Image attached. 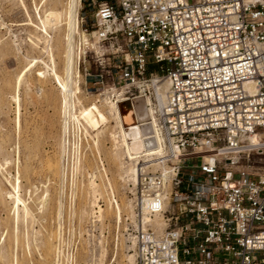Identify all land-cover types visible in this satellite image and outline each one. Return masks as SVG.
I'll return each instance as SVG.
<instances>
[{
	"label": "built area",
	"instance_id": "obj_1",
	"mask_svg": "<svg viewBox=\"0 0 264 264\" xmlns=\"http://www.w3.org/2000/svg\"><path fill=\"white\" fill-rule=\"evenodd\" d=\"M96 16L83 31L119 44L106 91L136 124L159 75L169 82L145 121L164 154L137 162L115 244L133 246L134 264H264V173L242 164L264 155V0H106Z\"/></svg>",
	"mask_w": 264,
	"mask_h": 264
},
{
	"label": "rangeland",
	"instance_id": "obj_2",
	"mask_svg": "<svg viewBox=\"0 0 264 264\" xmlns=\"http://www.w3.org/2000/svg\"><path fill=\"white\" fill-rule=\"evenodd\" d=\"M13 1L0 0V47H6L5 51L0 49V161L3 164L5 161L9 162L3 171L0 170V249L3 252L0 264H12L13 254L18 256V264H54V254L50 260L44 257L46 235L49 233L53 236V248L58 247L62 251V264H134L135 260H130L135 255L133 247L127 248L120 238L118 244H115L116 233H121V223H124V218L132 208L128 192L132 188L128 179L131 173L128 169L134 166L125 154L115 121L110 119L109 123L100 125L96 131L82 119L70 120L64 130L63 95L60 88L51 77L43 80L37 74L39 71L51 73L52 66L48 63L50 61L47 56L34 46L36 30L30 21L38 24V11L41 10L43 14L47 9L56 7L62 11L69 0H24L25 6L19 0L15 4ZM103 1L106 0H97L95 3L93 0H80L79 4L81 34L76 35L75 51L79 57L78 85L81 93L77 94L79 100L73 99L78 114L81 105L95 103L107 111V102L114 101L108 97L110 94L106 90L107 80L110 81L111 75L118 70L116 65L122 55L119 44L100 42L83 31V28H87L89 32L96 30L98 6ZM107 1L114 3L116 0ZM42 59L46 61L49 70L41 62ZM56 64L57 70L62 73L61 56H57ZM157 70L159 67L156 66L149 69ZM159 78L163 79V74ZM78 80L75 76L74 87ZM17 81H21L20 87H17ZM151 93L153 94L152 90ZM16 94L20 99V108L13 99ZM147 96L153 104H157L156 96L149 93ZM142 100L139 106L142 105ZM121 108L132 110L129 103L121 105ZM259 139V135L255 136L252 142L258 143ZM62 144L65 152L64 155L61 153V157H64L61 158V167L65 183L64 187H59L58 179L47 173V160L54 158ZM38 158H41L42 164ZM250 159L249 162L244 160L242 164L250 165L256 173H264V155L251 156ZM18 162L21 164L22 174L21 198L30 205L35 215L30 218L21 216L19 223L14 220L13 200L2 195L3 192L12 191L7 180L14 181ZM48 180H56V185L52 184L50 188L48 210L40 213L41 183ZM39 187L37 197L34 193L35 188ZM112 189L115 196L110 195ZM30 192H33L34 197ZM59 202L63 208L61 229L57 220ZM93 220H99L95 227L92 226ZM155 224L160 231L164 230L162 216ZM25 229L31 235L33 231L41 229L38 241L28 244ZM15 230L19 240L21 239L20 247L16 249L13 241L17 236ZM60 232L62 243L56 241ZM7 253H11L10 260Z\"/></svg>",
	"mask_w": 264,
	"mask_h": 264
},
{
	"label": "bare ground",
	"instance_id": "obj_3",
	"mask_svg": "<svg viewBox=\"0 0 264 264\" xmlns=\"http://www.w3.org/2000/svg\"><path fill=\"white\" fill-rule=\"evenodd\" d=\"M14 2L16 3V0L13 1V3ZM18 2L24 5V0H19ZM58 4H60V2ZM79 4H80V0H69L67 7L63 9L62 11H60V9H58L57 7L54 9L49 8L42 14L40 10L37 12V18L39 20L38 24L31 22L32 20L30 21L31 25H33L36 30L35 31L36 32V38H35L36 43L34 46L38 50H40L41 53L47 56L48 60L50 61L48 63L49 64L51 63V66H52L50 67L51 73H49V71H45V72L39 71L37 74H38V77L43 78V80L45 78L51 77V79H53V81H55V83L60 88V92L63 95L62 118L64 120V124H63L64 130L67 129L68 127L67 125L70 120L78 121L79 119H82L83 121H85L86 124L89 125V127H91V129L96 130V131L97 129L100 128V125L109 123L110 119H113L115 121V124L118 128V136H119L120 142L125 148V154L130 159L129 162L131 164H134L132 168L128 169V172L131 173V175L128 176V179L133 185H136L138 181L137 162L141 159L145 160L146 158H149L151 156L164 154L163 138L157 126L156 125L154 126V124H156L157 115L160 114V112L162 111L166 103L169 82L166 79H160V78L156 79L155 89H156L157 104H153V102L151 101V98L146 96V98L142 100L143 101L142 105L136 107L135 112L138 115V118L142 119L143 123L141 125L143 126L136 124V122H132L134 121V118H132V114L134 113V111L133 110H129V111L122 110L121 104L119 103L120 100H114V101L107 102V111L103 110L102 107H100L99 105L95 103L94 104L92 103L88 106L81 105V108L78 114L75 111V105H74L73 99L76 98L79 100L77 94L81 93L80 86L78 85V82H80V73H79V68L77 65V61L79 57L78 55H76V51H75L76 35L81 34L80 33ZM49 7H53V6H49ZM0 49L2 51H5L6 47H0ZM57 56L59 58L60 56L62 57V61H63V68H62L63 72L62 73L57 70V66H56ZM41 62L44 63L45 66L49 70V66H47L46 61L42 59ZM75 76H77L79 80L76 81V86L74 87ZM20 85H21V81L18 82L17 87H20ZM13 99L17 103L18 108H20V99H19L18 94L14 95ZM147 120H153V123H154L153 126L147 125V123H145V121ZM62 145L60 147V151L54 155V158H49L47 160V170H48L47 173L52 174L55 177L54 179L56 180L58 179L59 187L60 186L64 187L63 185L65 183V174H63V170L61 167V158L63 157V156L61 157V153H63L62 155H64V152H65L64 145L63 146ZM62 159H64V157ZM37 160L39 161L40 164H42L41 158H38ZM8 164L9 162L7 161H5L4 164L0 161V170L3 171L4 166ZM78 165H79V162H77V165H76V172H78L79 170ZM25 167H28V165L25 164ZM7 181H8L7 184L11 187L12 191L3 192L2 195L13 200L12 209L14 210V213H15L14 220L17 223H19L21 216L23 218L34 217L35 215L33 214V211L30 205L21 198L22 174H21L20 162H18L17 175L14 181H12L11 179L10 180L8 179ZM55 182L48 180V182L46 183H41L42 195L40 198L42 200L39 199L41 200V202H39L41 206L40 208H38L40 213H44L46 210H48L47 209L48 204H49L48 197H50L49 195H51L49 194L50 188L52 184H55ZM91 186H93L92 183H91ZM39 190H40V187L37 189L35 188L34 194L36 195L37 193H39ZM60 193H62V191ZM110 195L115 196L114 189L111 190ZM60 198L61 197H59V200ZM58 204L59 205L57 209L58 210L57 220H58V225L61 229L62 219H63V211H62L63 208H62L61 202H59ZM20 206H22V208ZM117 209L120 210L119 205H117ZM118 218H120V216ZM33 232H32L33 234L31 235L29 234L28 229L24 230V235L26 237V241L28 242V244L31 241L33 242L38 241V236H40L41 234V229L37 231H33ZM14 233H17V236L15 235L16 237L14 236L15 239L13 240L15 249H16V247L17 248L20 247L21 239L19 240L17 230H15ZM61 240H62V236L60 232L56 236V241H59L60 243ZM46 244H47V248H46V253L44 255L45 259L50 260L51 256L54 254L53 255L54 261H55L54 264H62L60 260L62 251L58 249V247L53 248V236L51 233L46 235ZM10 254H8V258L11 256ZM2 257H3V252L0 249V258ZM17 257L14 254L13 256H11L12 264L19 263V260ZM134 258H135V255L131 256L130 260L133 261L135 260ZM2 259H0V261ZM8 260H10V258Z\"/></svg>",
	"mask_w": 264,
	"mask_h": 264
}]
</instances>
